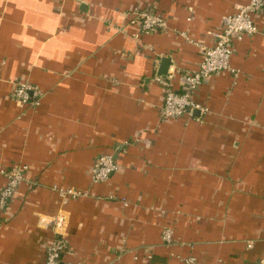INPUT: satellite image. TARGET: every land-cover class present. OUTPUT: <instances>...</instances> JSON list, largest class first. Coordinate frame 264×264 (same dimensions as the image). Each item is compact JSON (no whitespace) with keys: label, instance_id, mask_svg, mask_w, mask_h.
<instances>
[{"label":"crops","instance_id":"0c3cea01","mask_svg":"<svg viewBox=\"0 0 264 264\" xmlns=\"http://www.w3.org/2000/svg\"><path fill=\"white\" fill-rule=\"evenodd\" d=\"M249 0H0V190L25 181L0 216V264H258L264 249V12L234 44L233 69L193 95L208 111L163 120L155 76L170 57L182 89L224 16ZM135 8L167 29L133 37ZM159 76V75H158ZM39 105L12 98L16 83ZM119 169L95 184L97 158ZM87 192L65 198L60 190ZM61 220V222H59ZM171 230L172 242L163 240Z\"/></svg>","mask_w":264,"mask_h":264},{"label":"built area","instance_id":"2783aa9c","mask_svg":"<svg viewBox=\"0 0 264 264\" xmlns=\"http://www.w3.org/2000/svg\"><path fill=\"white\" fill-rule=\"evenodd\" d=\"M264 12V0H249L245 5H237L234 14L224 16L221 29L215 33L213 46L202 50V61L197 71L185 75L183 88L176 89L170 80L156 75L155 80L164 90L161 117L163 120L180 119L184 116H192L195 111L207 112L208 108L196 103L193 95L210 78L222 72H237L233 69L232 58L234 44L243 40L246 36L256 35L260 32L255 22L256 15ZM132 25L139 27V32L133 37L137 40L145 34L162 32L167 29V21L154 8H135L129 14ZM42 92L29 82L16 83L12 92V98L20 104L39 105ZM119 169L114 155L104 154L97 158L92 170L91 179L95 184L107 182ZM27 166L14 168L7 172L6 185L0 190V216H4L7 209L15 199L20 185L25 181ZM65 198H79L87 194L79 190H60ZM86 193V194H85ZM61 222V220L59 221ZM173 234L167 229L163 233L166 243L172 242ZM68 250V242L64 236H57L47 247L44 264H84L83 262H68L64 256ZM195 259L187 260V264H193ZM258 264H264V249Z\"/></svg>","mask_w":264,"mask_h":264},{"label":"water","instance_id":"95a60500","mask_svg":"<svg viewBox=\"0 0 264 264\" xmlns=\"http://www.w3.org/2000/svg\"><path fill=\"white\" fill-rule=\"evenodd\" d=\"M170 66H171V58L170 57L162 58V64H161V68L159 69L158 75L164 79H167L169 77Z\"/></svg>","mask_w":264,"mask_h":264}]
</instances>
